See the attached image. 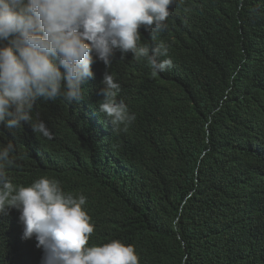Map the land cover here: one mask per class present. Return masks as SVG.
Returning a JSON list of instances; mask_svg holds the SVG:
<instances>
[{
    "label": "trees",
    "instance_id": "16d2710c",
    "mask_svg": "<svg viewBox=\"0 0 264 264\" xmlns=\"http://www.w3.org/2000/svg\"><path fill=\"white\" fill-rule=\"evenodd\" d=\"M170 8L154 43L173 67L154 76L143 58L125 64L136 120L113 130L81 111L102 100L97 81L82 85V104H53L51 139L23 125L9 170L58 154L88 184L95 241L134 245L140 264H264V0ZM35 247L0 215V264H40Z\"/></svg>",
    "mask_w": 264,
    "mask_h": 264
},
{
    "label": "clouds",
    "instance_id": "9594fccd",
    "mask_svg": "<svg viewBox=\"0 0 264 264\" xmlns=\"http://www.w3.org/2000/svg\"><path fill=\"white\" fill-rule=\"evenodd\" d=\"M174 2L0 0V215L18 224L24 246L36 241L40 264H140L134 245L95 241L88 184L58 154L14 171L10 154L27 144L23 125L51 139L56 100L80 105L96 81L102 100L79 109L127 129L136 115L122 96L125 64L143 58L154 76L173 67L169 46L154 42Z\"/></svg>",
    "mask_w": 264,
    "mask_h": 264
}]
</instances>
